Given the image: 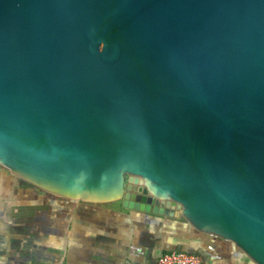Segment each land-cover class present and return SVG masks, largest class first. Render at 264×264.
<instances>
[{
    "label": "water",
    "instance_id": "1",
    "mask_svg": "<svg viewBox=\"0 0 264 264\" xmlns=\"http://www.w3.org/2000/svg\"><path fill=\"white\" fill-rule=\"evenodd\" d=\"M0 166L264 264V0H0Z\"/></svg>",
    "mask_w": 264,
    "mask_h": 264
},
{
    "label": "crops",
    "instance_id": "2",
    "mask_svg": "<svg viewBox=\"0 0 264 264\" xmlns=\"http://www.w3.org/2000/svg\"><path fill=\"white\" fill-rule=\"evenodd\" d=\"M111 206L40 192L0 166V264H155L171 250L204 255L207 245L221 260L206 264H255L183 218ZM132 245L142 246L145 254L130 256Z\"/></svg>",
    "mask_w": 264,
    "mask_h": 264
},
{
    "label": "built area",
    "instance_id": "3",
    "mask_svg": "<svg viewBox=\"0 0 264 264\" xmlns=\"http://www.w3.org/2000/svg\"><path fill=\"white\" fill-rule=\"evenodd\" d=\"M129 253L133 257H140L145 254L142 246L132 245ZM218 262L221 260V255L215 250L212 245H207L204 255L190 253L183 250H171L162 253L156 260L155 264H206L205 260Z\"/></svg>",
    "mask_w": 264,
    "mask_h": 264
},
{
    "label": "rangeland",
    "instance_id": "4",
    "mask_svg": "<svg viewBox=\"0 0 264 264\" xmlns=\"http://www.w3.org/2000/svg\"><path fill=\"white\" fill-rule=\"evenodd\" d=\"M111 205H109V204H105V205H103V204H98V206H111V207H108V208H113V209H115V210H120V209H122V210H127V209H125L123 206H122V203L121 202H116V203H110ZM109 252H107L106 254H108Z\"/></svg>",
    "mask_w": 264,
    "mask_h": 264
},
{
    "label": "flooded vegetation",
    "instance_id": "5",
    "mask_svg": "<svg viewBox=\"0 0 264 264\" xmlns=\"http://www.w3.org/2000/svg\"><path fill=\"white\" fill-rule=\"evenodd\" d=\"M104 205V204H103ZM148 214H152V213H148ZM129 255H130V253H129ZM131 256V255H130ZM133 257V256H132Z\"/></svg>",
    "mask_w": 264,
    "mask_h": 264
}]
</instances>
